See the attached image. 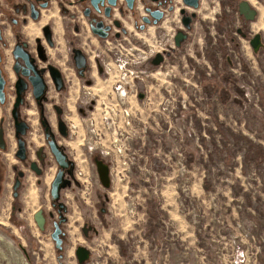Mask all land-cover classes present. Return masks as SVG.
Instances as JSON below:
<instances>
[{
	"label": "rangeland",
	"instance_id": "1",
	"mask_svg": "<svg viewBox=\"0 0 264 264\" xmlns=\"http://www.w3.org/2000/svg\"><path fill=\"white\" fill-rule=\"evenodd\" d=\"M211 1H204L182 48L161 66H141L146 72L125 98L114 89L122 74L107 49L111 45L82 38L91 56L101 54L114 67L106 77L94 73L96 83L87 88L95 109L72 100L66 116H103L106 106L119 100L118 108L131 107L142 123V138L135 143L141 167L127 182L115 179L107 189L95 171L101 154L94 153L88 163L95 178L90 192L83 197L73 172L55 206L51 188L59 166L31 105L29 160L37 161L36 151L44 146L49 164L41 165L38 176L17 158L10 141L7 180L14 185V165L27 176L18 198L0 200V207L13 202L11 209L0 210L8 220L0 222L1 264H80L81 245L91 252L83 264H264V0L250 1L258 17L247 23L248 36L236 34L243 24L238 0ZM175 15L170 20L177 21ZM64 22L72 28L67 17ZM78 24L87 27L86 21ZM230 29L238 44L228 36ZM258 33L262 44L255 50L250 40ZM67 34L74 36L71 30ZM144 35H136L135 42ZM58 203L65 207L60 210ZM73 203L79 204L76 212ZM39 210L47 218L45 230L34 217ZM61 217L65 235L58 251L52 232Z\"/></svg>",
	"mask_w": 264,
	"mask_h": 264
},
{
	"label": "flooded vegetation",
	"instance_id": "2",
	"mask_svg": "<svg viewBox=\"0 0 264 264\" xmlns=\"http://www.w3.org/2000/svg\"><path fill=\"white\" fill-rule=\"evenodd\" d=\"M204 1L135 0L134 7L129 8L126 0H117V4L113 6L107 0L104 4L97 1V6H95L93 0H0V73L5 81L4 98L1 99L0 97V132L2 133V137L0 136V178H4L7 174V159L4 156L11 155L9 152L10 141L15 142L17 158H19L17 155L19 139H23L26 142L27 157L26 159H19L21 162L29 164L31 170L38 176L42 175L44 171L41 165L47 166L49 164V154L44 146L39 147L36 151L37 161L29 160L28 136L33 133V125L28 117L31 112V105H35L39 127L44 135V140L47 141L48 147L59 166L57 174L63 170L65 179L66 176L76 172L77 161L72 154L75 146L70 138L68 122L84 116H66V106L73 100L79 105L88 106V109H95L96 101L92 100L90 104L85 103V100L89 99L88 94L92 93L87 88L96 83L94 73L97 72L100 77H106V74H110L114 67L111 62L105 61L104 56L101 54L91 56L90 51L85 46L89 45L88 40L90 43L97 40L98 42H105L106 45H111L110 47L107 46V49L109 52L112 51L113 60L115 61L116 47L118 52L121 49L122 42L126 45L140 44V42H135L136 35L138 36L140 32L144 33L145 35L141 37L143 39L146 37L144 41L147 43H153L157 40L165 44L164 52L158 53L164 56V60L158 65L161 66L166 61V57L173 55L176 50L182 48L185 41L189 39L190 32L195 30L196 23H199ZM250 1L238 0L236 8L243 20L242 27L236 30L238 36H248L247 23L256 20L258 17V10ZM211 2L213 3L214 0ZM211 2L209 3L210 7L213 5ZM242 2H247L250 6L246 13H242L240 10ZM107 7H111V9L106 10ZM156 10H160L163 16L157 23H154L155 17L152 12ZM250 10L255 11L253 20L247 18ZM107 11L110 12L109 15H107ZM177 12L179 15L177 21L170 20L171 16L173 18L176 17L175 13ZM33 15H38V18H33ZM66 17L73 22L71 29L68 27V23L64 22ZM145 18H149L150 23L146 22ZM81 19H85L87 27L84 28L78 24L79 22H84ZM101 21L104 23L103 32L107 33L106 37H102L93 31V27H97ZM24 29L28 37L24 36ZM70 30L74 36L71 35L69 37L67 34ZM227 31L232 43L238 44L236 38L233 37V31L231 29ZM48 33L51 35L52 43L49 41ZM179 33L187 37L181 42L180 46H177L176 38ZM256 35L251 38L250 43ZM82 38L88 40H82ZM20 46H24V50L30 54L28 66L25 65L21 58L17 59L15 56V51L18 48L20 51ZM77 49L82 50L86 57L84 67L77 66L78 63L82 62L81 57L75 52ZM91 52L94 51L91 50ZM156 56L147 63L152 64V60ZM32 66H34V69ZM51 67H54L60 73V87L52 73ZM35 71L38 72L36 74L42 78L44 83V93L39 99L35 93L34 85L39 83ZM29 76H32V81L29 80ZM136 81L135 79L134 83ZM18 87H24L20 95ZM138 94L140 98H144L142 92ZM19 97L22 100L16 107ZM14 110H17L16 114ZM50 110H52V113H50ZM80 111L83 113L86 109L81 108ZM15 116H18L19 122L27 124L25 134L18 132ZM53 116L54 119L52 118ZM60 122L65 125V135L62 133L63 129ZM63 140L66 144L63 143ZM52 142H55L61 153L67 156L68 166L62 167L58 163L51 148ZM97 160H102L108 164L102 158H97L95 163ZM14 169L17 174L14 179L13 193L17 192L18 195H14V197L18 198L27 173L17 165H14ZM21 172L23 173L22 175H20ZM17 179L20 180V185L15 190L14 186ZM64 233L65 231L63 230V239ZM85 235L86 237L89 235V230L88 234Z\"/></svg>",
	"mask_w": 264,
	"mask_h": 264
},
{
	"label": "built area",
	"instance_id": "3",
	"mask_svg": "<svg viewBox=\"0 0 264 264\" xmlns=\"http://www.w3.org/2000/svg\"><path fill=\"white\" fill-rule=\"evenodd\" d=\"M164 49L165 44L157 40L153 43L143 41L130 45L122 42L120 51L115 53V65L122 74L114 86L118 97L125 98L127 91L135 90L134 80L146 72L141 66L158 53H163ZM128 77H131V82L127 80ZM85 103H90V100H85ZM119 106L120 100L106 106L109 109L103 116H84L68 122L70 138L74 144H78L72 150V154L77 161L75 176L82 185L83 197L87 196L92 183L95 182V178L88 171L90 170L88 163L94 153L101 154L102 159L108 163L112 181L117 179L122 183L127 182L136 168L141 167L135 143L137 139L142 138L140 134L142 123L136 122L131 114V107L118 108ZM144 128L143 135L147 131L146 126Z\"/></svg>",
	"mask_w": 264,
	"mask_h": 264
},
{
	"label": "water",
	"instance_id": "4",
	"mask_svg": "<svg viewBox=\"0 0 264 264\" xmlns=\"http://www.w3.org/2000/svg\"><path fill=\"white\" fill-rule=\"evenodd\" d=\"M97 1H100L101 4H104L106 0H93L95 6H97V3H98ZM107 1H108V3L111 6L117 4V0H107ZM126 1L128 3L129 8H133L134 7L135 0H126ZM110 9H111V7H107L106 8V10H110ZM249 9H250V6H249V4L247 2H242L240 4V10H241L242 13H246ZM249 12H250V14L247 16V18L250 19V20H253L255 18V11L254 10H250ZM109 14H110V12L107 11V15H109ZM152 14L155 17L154 23H157L163 16V13L160 10L153 11ZM33 18H38V15H33ZM145 21L150 23V19L149 18H145ZM103 27H104V23L101 21V22L98 23L97 27H95V26L93 27V31L95 33H98L102 37H106L107 33L103 32ZM142 27L144 28V26H142ZM106 29H108V27H106ZM47 36L49 38V41L52 43V38H51L50 33H48ZM186 37H187L186 35H183L182 33H179V35L176 38L177 46H180L181 42ZM0 38H1V34H0ZM251 44H252V46L254 47L255 50L259 49L260 45L262 44V36H261V34L258 33L252 39ZM24 46H22V47L20 46V51L21 52L19 51V48L15 51V56L17 57V59L21 58L24 61L25 65L28 66L29 65V61H30V54L27 51L24 50ZM75 52L82 59V62L78 63L77 66L78 67H84L85 64H86L85 55L83 54L82 50H80V49L75 50ZM163 60H164V56L162 54H157V56L152 60V64L154 66H158V65H160L162 63ZM32 68L34 69V66H32ZM51 70H52V73H53L54 77L58 81L59 87H60L61 79H60L59 71L56 70L54 67H51ZM36 73H38V72L35 71V74ZM36 76H38L37 78H38V82L39 83H35V85L33 83V85L35 86L36 97L39 99L44 93V83H43L42 78L38 74H36ZM29 80L32 81V76H29ZM4 84H5V81L2 78L1 73H0V97H1V99L4 98V92H3ZM23 89H24V87H22V88L18 87L19 95L23 91ZM21 100L22 99L19 97L18 101L16 103V107L19 105ZM16 111L17 110H14L15 114H16ZM15 118H16V124H17V128H18V132L21 133V134H25L26 128H27V124L25 122H19L18 121V116H15ZM60 124H61V128L63 129L62 133L65 135L66 134L65 125H64L63 122H60ZM0 136L2 137V133L1 132H0ZM51 148H52V151L55 153V156H56V159H57L58 163L62 167L68 166V163L66 161L67 156L61 153L59 148L56 146L55 142L51 143ZM26 154H27L26 142L23 139H19V150H18L17 155H18V157L20 159H26V157H27ZM96 164L98 166V173H99V177H100V180H101L103 186L105 188H110L111 179H110V169H109L108 164H106L102 160H97ZM38 173H39V170H38ZM22 174L23 173L21 172L20 175H22ZM65 183L69 184L70 182L69 181L65 182L64 171L62 170L54 178L53 183H52V188H51V195H52V197H53V199L55 201L53 203L55 206L57 205L56 201L59 200V198L61 196V189L65 186ZM19 185H20V180L17 179L16 184L14 186V189L17 190ZM14 195L17 196L18 193L15 192ZM58 206H59L60 210H61V208L65 207V205L63 203H58ZM34 217H35V220H36L38 226L40 227V229L41 230H45L47 218H46L43 210L37 211L35 213ZM63 221H65V218L61 217L60 221L55 222L54 223V231L52 232V238L55 241L56 247H57L58 250H63L64 239L62 237L63 228L61 227V224L63 223ZM83 230H84L85 234H88V228H87L86 225L84 226ZM76 256H77V259H78L79 263L83 264V263L87 262L90 259L91 252H90V250L87 247L81 245V246H79L76 249ZM60 257H63V255L61 254Z\"/></svg>",
	"mask_w": 264,
	"mask_h": 264
},
{
	"label": "crops",
	"instance_id": "5",
	"mask_svg": "<svg viewBox=\"0 0 264 264\" xmlns=\"http://www.w3.org/2000/svg\"><path fill=\"white\" fill-rule=\"evenodd\" d=\"M58 13V12H57ZM23 34H24V36L25 37H28V34H27V32H26V30L24 29L23 30ZM97 168V167H96ZM96 172H98L97 170H95ZM10 176L11 175H9V172H7V174L5 175V177L4 178H0V180H2V183H3V185H4V192H0V200L2 201V200H4V197L5 196H7V197H5V198H8L9 199V197L10 196H13V198H14V193H13V189L9 192V190H7V188L6 187H10V189L11 188H13V184L11 183V181H9V180H7L8 179V177L10 178ZM30 193H31V195L32 196H34V193L33 192H35L34 191V189L33 188H31L30 189V191H29ZM9 201H11V202H9ZM5 205H3V202H2V205H1V207H0V210L1 211H5V210H9V209H11L12 208V199L11 200H9ZM10 203V204H9ZM8 205H10L9 207H8ZM73 206H74V212H76V208H78L79 207V204L78 203H73ZM2 212H0V222H2V223H6V222H4V219H3V216H2V214H1ZM10 213H11V211H10ZM4 215H5V213H4Z\"/></svg>",
	"mask_w": 264,
	"mask_h": 264
},
{
	"label": "bare ground",
	"instance_id": "6",
	"mask_svg": "<svg viewBox=\"0 0 264 264\" xmlns=\"http://www.w3.org/2000/svg\"><path fill=\"white\" fill-rule=\"evenodd\" d=\"M74 120H78V118H75ZM74 146H75V147H77V146H78V144H77V143H75V144H74ZM33 193H35V192H33ZM0 264H1V263H0Z\"/></svg>",
	"mask_w": 264,
	"mask_h": 264
},
{
	"label": "trees",
	"instance_id": "7",
	"mask_svg": "<svg viewBox=\"0 0 264 264\" xmlns=\"http://www.w3.org/2000/svg\"><path fill=\"white\" fill-rule=\"evenodd\" d=\"M58 250V249H57ZM58 251H61V250H58ZM59 258L61 259L62 257H60V254H59Z\"/></svg>",
	"mask_w": 264,
	"mask_h": 264
}]
</instances>
